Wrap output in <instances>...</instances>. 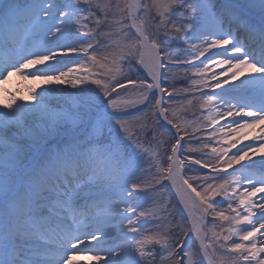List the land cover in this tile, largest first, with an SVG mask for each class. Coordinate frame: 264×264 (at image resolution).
I'll list each match as a JSON object with an SVG mask.
<instances>
[{"label":"snow or ice","instance_id":"obj_1","mask_svg":"<svg viewBox=\"0 0 264 264\" xmlns=\"http://www.w3.org/2000/svg\"><path fill=\"white\" fill-rule=\"evenodd\" d=\"M183 65L203 147L168 115ZM13 75L78 90L51 108L64 89H0V264H264V135L238 147L264 133V0H0V85Z\"/></svg>","mask_w":264,"mask_h":264},{"label":"trees","instance_id":"obj_2","mask_svg":"<svg viewBox=\"0 0 264 264\" xmlns=\"http://www.w3.org/2000/svg\"><path fill=\"white\" fill-rule=\"evenodd\" d=\"M175 47L176 46L173 45V50L175 49ZM98 59H99L100 64H102V60H100L99 56H98ZM134 63H135V61H133V64ZM125 67L127 68L126 64H125ZM187 67H188L187 65H183V66H177V68L174 69L176 74H175L174 78L172 77L173 80L169 84L172 86V89L175 88L177 91L173 95L172 102L166 106H169V108H170V111L168 114L169 118L173 119L174 122L181 123V125L183 127H186L188 129V132L190 135L185 136V138H184L185 146H187V144H192L193 146L203 147V143L207 140L208 133L210 132V131L204 130V128H207V125L205 124L203 117L208 115V112L206 109H202L200 107L199 96L189 97L187 93L185 94V96L180 93L181 91L186 89L187 83H189V81L192 80V77H193L191 72L185 73L184 71L180 70L182 68H187ZM92 69H93L92 72H94V76H92L93 79H96V78H102L104 80L107 79V76L101 77V73L105 72L104 68H101V67H99V65H97L96 67H94ZM136 74H137V76L141 75L140 71H137ZM169 77H171V74H169ZM88 85H89V88L97 89L96 85H92L91 83H88ZM121 94L126 95L123 92ZM189 100L192 101L191 104L187 103V101H189ZM165 101H168V97L165 98ZM173 110L175 111V115H173ZM148 112H149L148 120H149V123H151L152 119H153L152 109L149 108ZM171 113H172V115H171ZM137 115H139V113H137ZM173 116H175V118ZM197 125L202 126V130L200 132L195 133L196 136L200 137L199 141L197 139L192 138V136H191V134L193 133L194 127H196ZM159 131L160 130H157V133H159ZM164 136L166 137L165 138L166 141H169L172 139V137L170 135H168V133H165ZM150 139H151V135L149 134L148 137L144 138L145 144H148ZM169 145L170 144H165L164 148L168 147ZM211 146H216L215 141L212 142ZM209 153H210V147L204 148L203 153H201V152L186 153L183 150H181V157H183L184 155H189V154H192L193 158L200 157L201 155H204L205 157H207V155ZM194 169H196V168H194ZM194 172L195 171H186L185 175L186 176H192L193 174L194 175H203L205 173H208L206 171H201V170L196 171V174ZM217 199H219V198H217ZM157 259H159V258H157ZM253 264H254V262H253Z\"/></svg>","mask_w":264,"mask_h":264},{"label":"bare ground","instance_id":"obj_3","mask_svg":"<svg viewBox=\"0 0 264 264\" xmlns=\"http://www.w3.org/2000/svg\"><path fill=\"white\" fill-rule=\"evenodd\" d=\"M31 70L32 69H30L29 71H31ZM144 74H146V73H144ZM74 75L79 76V75H77V73H74ZM23 83H27V88L32 89L34 94L42 93V92H44L45 89H64L65 90L64 93H60L58 95L50 96L46 100V103L49 105V107L63 106L64 99L66 98V94L67 93H75L78 90V89H74V88L70 87L67 84H63V85L44 84L41 80H31V79L24 80L20 75L9 76L7 81H5L2 84V87L8 89L13 95H15L18 99V102L24 103V102H27V97H26L25 90L22 88ZM235 83L239 84V81H236ZM80 86H82V85H78V88ZM217 91H220V90H217ZM228 91L229 92H235L236 89L228 87ZM20 97H24L25 99L19 100ZM33 103H34V101H33ZM36 123L39 124V121H36ZM245 132H247L248 138L245 140H242L241 145H238V147L242 146V144L253 143L255 141V137L260 136V135H264V133L260 132L259 127H257L255 130H245ZM262 258H264V254H262ZM89 262L94 263L95 261H89ZM96 264H98V262Z\"/></svg>","mask_w":264,"mask_h":264},{"label":"rangeland","instance_id":"obj_4","mask_svg":"<svg viewBox=\"0 0 264 264\" xmlns=\"http://www.w3.org/2000/svg\"><path fill=\"white\" fill-rule=\"evenodd\" d=\"M100 60H102V59H100ZM105 62H104V60H102V64H104ZM138 66V65H137ZM138 68L143 72V69L142 68H140L139 66H138ZM90 70H93V69H90ZM104 70L106 71V69L104 68ZM125 70H127V68L125 67ZM77 75H79V76H83L84 75V73H77ZM131 75V77L132 78H135V77H137V74H136V72H134V73H131L130 74ZM92 76H94V72H89V74H88V80L89 81H91L92 79H93V77ZM80 87H87V84L86 85H82V86H80ZM24 90H25V93H26V97L28 96V94H29V88H27V83H23V87H22ZM1 89V88H0ZM21 92V91H20ZM77 92V91H76ZM3 95V93L2 92H0V96H2ZM153 103H154V101H153ZM59 107H62V106H52L51 108H59ZM130 111H135V109H131ZM171 115H172V113H171ZM174 118H175V116H173ZM237 119H239L238 117H237ZM220 124H223L224 123V121H220L219 122ZM150 124V126H151V123H149ZM166 137L164 136V139H165ZM167 149H168V151L170 152V145L168 146V147H166ZM161 156H163L164 157V159L166 160V156L164 155V152H163V150H161ZM165 184L168 186V187H170L171 186V184L169 183V182H167V181H165ZM164 196V198L165 199H167V200H172L171 199V197H170V195L169 194H164L163 195ZM151 205H149L148 207H150ZM186 226V225H185ZM187 227V226H186ZM91 261V260H90ZM97 262L95 261L94 263H88L87 262V264H96Z\"/></svg>","mask_w":264,"mask_h":264},{"label":"water","instance_id":"obj_5","mask_svg":"<svg viewBox=\"0 0 264 264\" xmlns=\"http://www.w3.org/2000/svg\"><path fill=\"white\" fill-rule=\"evenodd\" d=\"M169 128H170V125H169ZM175 130H173V132H174Z\"/></svg>","mask_w":264,"mask_h":264}]
</instances>
